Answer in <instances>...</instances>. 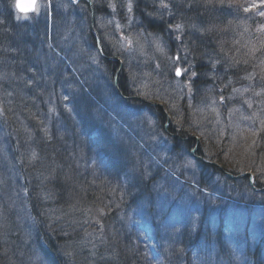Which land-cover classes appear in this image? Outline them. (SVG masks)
Instances as JSON below:
<instances>
[{"label": "bare ground", "instance_id": "obj_1", "mask_svg": "<svg viewBox=\"0 0 264 264\" xmlns=\"http://www.w3.org/2000/svg\"><path fill=\"white\" fill-rule=\"evenodd\" d=\"M258 1L260 4V0ZM261 1L263 4L264 0ZM14 2L26 6L33 3V0H0V32L6 33L15 44L19 38L17 28L25 31V37L31 36L39 40V48L35 53L31 55L16 53L18 65L15 66V69L21 77H28L29 79L34 77L33 75L39 74L41 78H44L52 67L57 71L54 72L53 76H48L47 79V84L53 85L52 90H46L47 94L45 95L29 96L33 103V106L29 107L26 104L15 105L14 101L11 100L10 104L7 103L8 113L0 121V168L8 177L5 186L14 192L20 184L26 187L23 194L14 197L10 205L15 206V209L26 205L32 207L31 201L34 199L32 193L35 190L36 182L29 173L40 164L51 162L50 166L56 165L55 157L52 161L50 158L55 151L54 148H60L62 152L56 158H60L62 163L57 164L59 166H55V170L61 167L62 172L65 165L79 167L78 172H75L76 174L71 172L64 174L67 177L65 189L68 193L82 190L84 192L86 189L92 198L95 197L92 188L98 181L90 182L89 175L94 172L98 165V157L103 151L113 154L116 159L123 160L125 163H132L135 157L142 156V160L153 164V171L146 178L149 190L156 194V208L163 209L162 218L154 216L155 214L149 211L148 213L144 212L139 205L137 208L119 215L118 219V221H128L124 225H127L129 234L134 239V248L138 249L141 255L144 254L147 257L141 260L142 264H167V261L168 264H173L172 257L179 255L182 250V264L195 262V260L198 262L205 261L206 257H209L205 242L186 239L182 241L179 239L181 229L191 231L194 236H197L195 229L203 231L209 229V237L216 236L223 243L233 229H222V218L229 214L243 217L264 211V184L260 182L261 176H263L262 169L259 167L260 164L256 166V163L263 159L260 157L248 158L236 162L235 168L230 166L237 171L227 170L225 169L227 165V157L224 158L225 150L217 149L223 147L221 141H219L220 146L216 140V150L210 147H206L204 150L199 148L203 145V138L206 137L202 133L208 130L204 126L197 128L199 129L197 139L201 138L202 140L199 147L189 146L184 139L179 138L181 134L171 133L172 122L182 121L185 111L194 114L196 111L202 110V108L195 107L204 103L211 110L212 117L217 118L216 126L212 124L214 130L220 131L222 137L231 136L230 149L238 147L240 143L246 141L264 154V124L255 121L257 113L264 115V79L260 80L257 77L249 83L250 87L248 88L244 87L246 84H237L236 90L231 88H228L227 92L218 90L217 97L213 98L211 94H206L204 98L202 97L198 101L186 89L177 85L172 86L169 93L163 90L149 92L140 89L138 85L130 82V79L135 75L134 70L130 69L126 63L119 65L120 61L107 60L103 70H99L96 77L86 78L80 67L88 64V58L93 57L91 55L93 50L98 51L101 44L118 42L117 39L123 46H129L136 36H141V32L138 34L133 27H130L128 34L117 36L114 32L111 37L105 35V32L101 30H89L85 24L88 21L85 19L81 21L83 22L82 25L76 24V21L71 20V16L72 24L70 27V21L65 17L67 15L66 5L61 6L62 11H65L64 14H59L53 10L56 14L51 16L50 26H46L47 22L49 23L48 20L43 22L45 26L38 22V27L37 24L32 23V18L29 17L28 12L25 13L15 7ZM39 2L40 0H35L37 5ZM80 4L84 7L97 6L96 0H82ZM124 18L127 20L134 18V24H141L138 17L133 13L128 12L115 17L116 20ZM58 26L65 27V30H70L72 34L77 36L75 43L70 44L72 40L69 34H67V39L56 36L59 31ZM196 32V28L191 26L188 32L187 29L184 31L183 37L189 36L191 41L196 39V36L204 37L203 34ZM40 33L46 34L47 39L44 42L40 40ZM159 35V32L152 33L149 31L151 48L155 51L158 48L156 40ZM0 37L2 36L0 35ZM169 42L171 43V40ZM201 46L203 47L204 44ZM167 48L172 50L173 47L168 45ZM56 64L57 66H55ZM21 65H25V68H22ZM0 66L2 67L3 64L0 63ZM244 67L250 68L247 64ZM179 68L182 69V67ZM60 72L79 77L80 90L72 94V90L65 89V83L61 81L67 80V78ZM17 76L14 73L11 79L17 78ZM159 76L161 75L159 74ZM161 77L163 78V76ZM122 78L127 80L129 78V82L120 83ZM30 81L33 82L32 79ZM157 83L161 87V81ZM27 90L29 95L33 94L30 86L27 87ZM89 99L94 100L93 103H90ZM95 107L100 108L101 112L88 113ZM153 107L164 112V116L167 118L163 130L153 132L155 138L163 139L161 144L147 140L134 143L133 140L126 138L128 136L126 131L129 130L130 125L137 123L142 117H144L142 121L147 119L151 115V108ZM47 108L56 109L55 113L60 114L62 112V116L48 120L47 117L50 113L44 112ZM170 108L176 111L175 115L169 112ZM67 111L64 122V115ZM74 111L77 112V115L70 120V113L74 115ZM205 117H207L206 114ZM76 123L85 135L86 142L79 138L82 133H78L76 128L70 131ZM146 124L148 125V122ZM146 124H144V128H146ZM208 135H211V132ZM167 141H170L168 146ZM123 142L126 144L124 148ZM21 145L30 148L28 156ZM52 146L53 150L51 149ZM128 155L136 156L132 158ZM224 161L225 163H223ZM244 165H248L249 168L243 169ZM257 176L260 177V180ZM101 177L103 176L99 177V181L104 179ZM246 179L248 180V187L244 183ZM243 192L244 196L242 195ZM226 195L229 198L228 201H234L238 204L236 206L239 207L238 209H221L223 208L221 197H226ZM246 195L253 198L262 195L260 204L256 201L249 204V199H245ZM50 198L49 195L43 197L45 201ZM71 198L73 201L81 199L74 194ZM124 199L128 203L139 202L137 198ZM177 199L180 203L172 204V200ZM116 200V195L109 194L100 195L91 201L84 199L83 201L86 203H94L95 209L92 211L86 209V213L78 215L77 223L73 225V228H70V231L61 222L55 225L56 227H53L54 225L45 226L43 228L45 231L39 233L37 237L35 236L34 242L48 237L49 243L31 246V255L27 258L26 264H60L64 258L71 257L66 253L67 245L61 243L62 246H58L60 243L58 240L64 239L69 233L70 235L73 234V237L84 236L89 238L85 234L94 223L97 225V229H100L101 216L105 213L97 216L93 214L101 213L103 209H115ZM157 223L163 225V230L159 235L156 234L159 230ZM57 227L59 230L54 231V228ZM221 230H223V235L220 233ZM154 239L170 240L172 244L159 245L153 242ZM114 246L110 245L107 248L112 251ZM102 247L104 248V245ZM235 247L245 250V256L252 250L243 243L231 242L230 250H226V252L229 254L231 249ZM254 249L256 252L263 251L264 241H256ZM101 250L99 254L106 252ZM215 251L218 259H220L223 249L216 248ZM226 252L224 251V253ZM49 254H53V257H50ZM75 258L96 260L90 254L82 255L80 252H77ZM103 259L99 264H116V262L109 260V256ZM256 259L260 260V264H264V259L258 258L257 255L252 257V260Z\"/></svg>", "mask_w": 264, "mask_h": 264}, {"label": "trees", "instance_id": "obj_2", "mask_svg": "<svg viewBox=\"0 0 264 264\" xmlns=\"http://www.w3.org/2000/svg\"><path fill=\"white\" fill-rule=\"evenodd\" d=\"M132 1L134 2V8L136 7V10H134V8H132L131 10L129 9V13H133L136 17L140 15L144 20L145 18H149V13L146 11V0ZM251 1L252 0H235L233 2L230 0H224L219 4V6H221L220 8L217 5V0H172V2L164 3V5H166L170 9L176 8L177 13H193L189 18L182 17L186 20L182 23L184 30L179 33L173 25V23H175L176 17H172L170 22L163 23V26L166 29L168 27L167 24H172V27L175 29H173L172 31L171 26H169L170 28L168 30V34L170 36L169 40H171V43L168 40V44L173 47L171 51H180L182 54V57H180L179 66L182 67V70L185 74L182 77L184 78V84H182V86L180 87L186 89L187 92L191 94L196 100L200 101V99H202V97L204 98L206 94H211L213 98L217 97L218 90H220V92H227V90H229L228 88L234 89V85L237 84H246L244 87L248 88L250 87V84L247 83L248 79H250L251 82L254 79H257V77L260 80L264 79V39L262 38V36L258 35L256 36V38L253 36H246L245 32H248V30H250V26L248 25L244 17H238L228 28L223 27L224 19H226L229 14H242L243 11L246 10L247 5H252L253 2L251 3ZM96 2L97 6L94 8L95 13H98L100 0H96ZM117 3L119 7V2L117 1ZM256 3L259 4V2ZM138 11H140L141 13H138ZM84 12L89 16L90 19V8L85 7ZM86 17L87 16L84 15L85 20ZM114 17H116V15H114ZM221 17L224 19H222ZM218 23H220L223 31L221 29H218L219 27L216 26L218 25ZM191 26H194L196 28V31L200 34H203L204 37H202L201 35L196 36L197 38L192 40L190 45H187L186 41L189 40L190 37H183V33L186 29L188 32ZM146 27L148 28V26ZM202 29H206L207 34H204ZM244 29H247V31L244 32ZM150 31L152 33H161V31H155L154 29ZM175 34L180 39L183 37V39L180 40L179 38L175 37ZM0 35L2 36L0 37V63L3 64L1 68H3L5 70L4 72L6 73V79L0 85V94L9 96L8 100H10L11 98V100L14 101L15 105L26 104L27 107L33 106V103L31 102L29 96L37 94H39L40 96L45 95L47 94L46 90H52L53 87L47 84L48 77L44 76V78H41L39 73V75H33L34 77H31L30 79L28 77H21L15 69V66L18 65V58L16 57V53L21 52L25 55H31L35 53L39 48V40L34 39L31 36L25 37L24 34V38L21 39L19 37L15 44L12 38H10L6 33L0 32ZM233 35L237 36L236 43H230L228 41L229 37ZM40 37L44 39L46 37V34L44 35V33H40ZM181 42L183 43V46ZM111 44V42H108L106 45L102 44V53L95 50L97 62H99L103 66L106 64L107 60L111 61L114 57H118V59L120 60L119 57H121V55H117L116 53H114L117 51L111 48ZM201 44H204V46L202 47ZM113 62L116 61L114 60ZM12 63L16 64L13 65ZM245 64L249 65L250 68H245ZM24 66L25 65H21L22 68H25ZM100 67L102 69V66ZM144 67L145 69H148V66ZM90 70H93V68L90 67ZM14 73L18 76L17 78L11 79V76ZM165 74L166 73L164 71L162 75ZM253 75H255V77H253ZM31 79L33 80L32 83L30 81ZM74 80L76 81V91H74V93H76L80 90L81 87V84L79 85L80 78L78 80L77 78H75ZM128 80L122 78V81H120V83H128ZM65 82L68 83L69 80H65ZM68 84L70 85V82ZM28 86H30L33 90L32 95L28 94ZM68 89L70 90V88ZM235 89H237V87H235ZM93 101L94 100L89 99L90 103H93ZM44 112L49 113L50 108H47ZM100 112L101 110L98 107L92 108L90 111H88V113L90 114ZM169 112L173 115L176 114V111H173L171 108ZM67 113L68 111L66 112V115H64V122L66 121ZM51 114H55V112ZM150 114L151 116H153V118L157 119L160 127L164 128V124L167 121V118L164 116L165 113L158 110L156 107H153L151 108ZM184 114L182 121L171 123V133L176 135L181 134V137L179 136V138H188V142L186 141V143L189 144V146H196V142L194 140H191L192 135H194V133H198L199 129H197V127L201 128L202 126H204L205 129L208 130L202 133V135L206 137L203 138V145L199 148L201 150H204L206 147H210L213 150H216V140H218L217 142L219 144V141H221L223 143V147L220 144L221 149H217L225 150L224 158H226L225 154H228V151L230 150L229 147L232 143L231 136L222 137L220 131L216 129L214 130V127L212 125L213 123H208L206 125L204 121L206 117L202 112L196 111L194 114H189L187 111H185ZM75 115H77V112L75 111L74 115L70 114V120ZM211 118L214 117H210L209 119L206 118V120L209 121ZM255 121L264 124V115H260L259 113H257V118ZM214 122L217 123V118H215ZM214 126H216V124H214ZM72 127L73 128H71L70 131L76 128V131L78 133H82L78 123H76ZM209 132H211V135H208ZM81 135L82 136H79V138L85 141V135L83 133ZM243 141L244 139L242 137V142ZM243 143H240L239 145L242 146ZM125 145L126 144L124 143L123 148ZM21 146L25 147L24 145ZM51 149L53 150V146L51 147ZM54 150L55 151L50 159L52 161V159L55 157L56 165L50 166L51 162L40 164L36 166L32 172L29 173V175H31L36 182L35 190L32 193V196L34 197V199L31 201L32 207L26 205L17 208L38 209L36 215L22 217V219H19L20 217L14 219L12 215L7 216L9 225L7 226L4 233L0 235V237L2 238L3 242H5L4 246L6 248V251H10V253L8 254L12 255L13 261L9 259L7 260L4 256H0V264H26L27 258L31 255V246L36 244L49 243V238H46L45 236V238H43L41 241L34 242L35 236L37 237V235L41 233V231H45L43 230L45 226L54 225L53 227H56L55 225L61 222L65 226H67L70 231V228H73V225L77 223V220L72 221L71 219L78 217L79 214H84V209H95L94 203H86L83 200L85 199L91 201V199L104 194L117 196V206L115 209H103L101 213L93 214L100 215L102 213H105L101 216V225L103 226L99 225L104 235L98 237L94 236L93 234L89 236V238H86L84 236L73 237V234L70 235L69 233V235L64 239L58 240V242H60L58 243V246H62L61 243L67 245L68 250L66 251V253L67 255H70L72 257L70 258L72 262L71 264H99L101 260L103 261V258H107V256H109V260H111L112 262H116V264H142L141 260L147 257L144 254L141 255L138 249L129 247L128 244V237H126V231L128 230V228L127 225H124L125 222L128 221H118V219L119 215L125 214V211H128L130 209H135L139 205L141 207L140 209H143L144 212L148 213L149 211L151 213H154V216L162 218L161 216H163V209L156 208V194L149 190L148 180L146 178L147 176L151 175L153 171V164L147 162L146 160H142V156L135 157L136 155H128L132 158L135 157V160L132 161V163H125L123 160L116 159L113 154L111 155L110 153H105L103 151L98 157V165L96 166L94 172L89 175L90 182L98 181V183L95 184V187L92 188L93 196H95L92 198L90 194L87 193L86 189L84 191L85 193L83 192V190L74 193L67 192L64 187L67 183V177L64 174H68L70 172L76 174L75 172H78L79 167H77L76 165H65V167L62 168V172L61 167L58 168V170H55V166L58 167L59 165L57 164L62 163L60 158H56V156L62 151L60 148H54ZM259 153L260 155H257V157H260L262 155L260 150ZM259 164L261 165L259 167L262 169V180L259 179V176L257 177L258 180H260V182L264 184V159L261 160ZM248 168V165H244L243 167V169ZM225 169L234 170L230 167H226ZM100 176L104 177L102 181L98 180ZM0 181L2 183L0 186V198H9L8 202H6L4 206H7V209H15L16 207L10 205V203L13 202L14 197L22 195L26 187L20 184L18 185L15 192L14 190L8 189V187L5 186V183L8 181V177L2 168H0ZM244 183L246 187L249 186L247 179L244 181ZM19 190H21L20 192L22 193L18 192ZM95 193L98 196L94 195ZM73 194L80 197L81 199L73 201L71 198ZM44 195H49L51 196V198L45 201L43 199ZM124 198H137L139 202L128 203L125 202ZM4 206H2V208L0 209H4ZM26 219L28 221H25ZM3 223H6V221H3ZM29 225H32L37 229L35 235H33L32 233H25V230H29ZM158 227L159 230L156 234L159 235L161 230H163V225L158 224ZM56 230H59V227L54 228V231ZM91 230L96 231V229L94 228H91ZM183 231L186 232L185 234H187L188 239L183 236ZM209 232V229L205 231H197V240L205 242V248L209 254V257H206L205 261L198 262L195 260V262H191L188 264H230L228 260L230 259V253L228 254L226 252V250H230L229 245L224 242L222 243V241L216 236L206 237ZM190 234V231L180 230L179 239H181L182 241L183 239L190 241ZM102 240H105L104 244L103 242H100ZM153 242L159 245L172 244V241L164 239H154ZM101 244L102 246L104 245L103 251L106 252H101L99 254V252L102 251L100 249ZM110 245H115L112 251L107 248V246ZM216 248L223 249V254L220 259H218V256L215 254ZM0 249H4L3 244H0ZM224 251L226 253H224ZM231 251L232 253L244 256L246 254L245 250H241L239 248L231 249ZM77 252H80L82 255L90 254V256L94 257V259L96 260H79L80 258H75L77 257ZM182 252L183 250L179 255L177 254L172 257L173 264L183 263V254H181ZM261 252L263 259L264 252ZM251 254L254 256L257 255L258 258L260 257V252H252ZM249 256L250 253H248L246 257Z\"/></svg>", "mask_w": 264, "mask_h": 264}, {"label": "rangeland", "instance_id": "obj_3", "mask_svg": "<svg viewBox=\"0 0 264 264\" xmlns=\"http://www.w3.org/2000/svg\"><path fill=\"white\" fill-rule=\"evenodd\" d=\"M80 1L82 0H43V1L40 0L38 4L39 5L38 11H35L33 14H30L29 17L32 18V23H36L39 26L38 22H40L43 25L44 21L51 20V16L56 14L54 13L53 10H55L59 14H64L65 11H62L61 6L66 5L65 10L67 11V15L65 17L70 21V27H71L72 21H76V24L82 25L83 22L81 21L84 19V15L87 16L86 20L88 22H85V24L89 30H92V31L101 30L105 32L104 33L105 35H108L111 37L114 32H116L114 34H117V36L126 35L130 32V27H133L134 30L138 34L141 32V36H136L132 44L130 43L129 46H123L120 43L119 39H117L118 42L113 41L114 43L111 44V48L117 51L114 53H116L117 55L118 54L121 55V57H119L120 60L118 59V57H114L113 60L120 61L119 65H123L126 63L130 69L134 70L135 75L130 79V82L135 83L136 85H138L140 89L145 90V91L157 92V91L163 90V91H166L167 93L170 92L169 90H171L172 86H175V85L182 86V84H184V78L182 77L184 76L185 73L182 69L179 68L181 67L179 66V62H180V57H182V54L180 51L174 52L167 48L169 45L168 40L170 38L168 34V30H169L168 27L171 26L172 31L174 28L172 27V24H169V25L167 24L168 27L165 29L163 26V23L170 22L172 17H176L175 23L173 22L172 23L175 29H177L179 33L184 30L182 23L185 22L186 20V19H183L182 17L189 18L193 13L192 14H188L186 12H184L183 14L182 12L177 13L176 8L170 9L166 5H164V3L172 2V0H146L145 1V4L147 2L146 11L149 13V18L147 19L145 18L144 20L142 16L138 15V20L141 22V24L137 25L133 23L134 18H132L131 20H127L125 18L116 20L114 17V15L121 16L125 13H128L132 8H134V2L132 0H100L99 2L100 6L98 7V13H95L94 7L88 6L91 11V16H90L91 20L89 19V16L84 12L85 7L83 5L79 4V5H76L75 7L73 6V4L79 3ZM117 1L119 2V7H118ZM223 1L224 0H217V5L219 8L221 7L219 6V4L222 3ZM230 1L234 2L235 0H230ZM256 2H259V1L252 0L251 1L252 5L251 6L247 5L246 10H244L242 14L231 13L226 17V19L221 17L222 19H224L223 27L228 28L232 25V23L238 17H244L248 25L250 26V30H248V32H245L247 31V29H244L246 36H253L256 38V36L261 35L262 38L264 39V3L262 4L261 0H260V4ZM134 10H136V7L134 8ZM141 12L138 11V13H141ZM70 16H71L72 21L70 20ZM180 16H181V19H180ZM146 26H148V28ZM216 26L219 27L218 29H221L223 31V29L220 26V23H218V25ZM153 29L155 31H161L158 39L156 40L158 44V48H156V51L151 48L150 36L148 32ZM58 30L59 31L56 33V36L64 37L65 39H67V34H69L70 39L72 40V43L70 44L75 43L77 36L72 34L70 30H65V27H59V26H58ZM202 31L204 34H207L206 29H202ZM175 37H177L176 34H175ZM46 39L47 37H45L42 42H44V40ZM228 41L230 43H236L237 36L233 35L229 37ZM186 42H187V45H190L191 40L190 41L187 40ZM181 44L183 46L182 42ZM95 52L96 51L94 50L91 52V55H93L94 58L89 57L87 60L88 64L82 65L80 67L84 71L86 78H89L90 76L96 77L99 70H103L104 68L103 65L97 62V57H96ZM55 66H57V64ZM100 66H102V69ZM144 66H148V69H145ZM90 67L93 68V70H90ZM178 70H179V74H177ZM4 71L5 70L1 68L0 66V85L6 79V73ZM56 71L57 69L52 67V69L47 72L46 76L47 77L50 75L53 76L55 74L54 72ZM164 71L166 75H162ZM67 73L69 74V72ZM158 73L162 75L163 78L159 76ZM61 75L66 76L67 80H69L70 82V85H69L68 84L69 82L67 83L65 82V80L61 81L65 83L64 88L68 89L70 86V90H72V94H74V91H76L75 89L76 81L74 79L77 78V76H74L72 74H70L69 76L64 73H61ZM78 79L79 77L77 78V80ZM159 81H161V87H159L160 84L157 83ZM247 82L249 84L251 83V80L248 79ZM51 86L53 87V85ZM235 87L236 85H234V90H236ZM8 99H9V96L0 94V121L4 119L5 115L8 113L6 108L8 105L7 103L11 102V98H10V101H8ZM197 108H202V110L204 109V111H199V112L206 114L207 115L206 118L209 119L210 117L213 116L211 110L206 104L201 103ZM55 110L56 109L54 108L53 109L50 108V112H49L50 114H48V117H47L48 120H52V119L62 116V112H60V114L58 112H56L55 114H51L55 112ZM206 118L204 120L206 125L210 122L215 124L214 120L216 117L211 118L209 121H207ZM143 119L144 117H142L137 123L131 124L129 130L127 131L123 128L128 134L126 138H129L135 142H139V141L141 142V140L142 141L147 140V141L155 142L156 144L160 143L161 140L163 139L160 140L158 137L155 138L153 135V132H159L163 130V128L160 127L157 119L153 118V116L151 115L144 121H142ZM146 122H148V125L146 124ZM144 124H146V128L143 127ZM187 129H191V128H187ZM198 136L199 135L194 133L191 139V140L194 139L197 147H199L200 144L202 143V140L200 137H199L200 138L199 140L197 139ZM184 140L188 142V138H184ZM169 142L170 141H167V146L169 145ZM22 149L27 152V156H28L30 148L23 147ZM257 155H260L258 148L244 141L242 146H238V147L236 146L230 149L228 151V154H225V156L227 157L226 164L228 165V166L226 165V167L232 166L233 168H235L236 162H240L248 158H252V157L258 158ZM260 158L264 159L263 153L260 156ZM223 163H225V161ZM259 163L260 162L256 163V166ZM212 180L214 181V179ZM1 184L2 183L0 181V186ZM40 189H41V185H40ZM20 191L21 190H19L18 192ZM243 194L244 192L242 193V195ZM261 196L260 197L256 196L253 198L252 196L246 195L245 199H249L248 200L249 204L251 202L253 203L254 201L259 203L262 198ZM228 199L229 198L227 197V195L226 197L225 196L221 197V203L223 204V208L221 209H238L239 208V207H236L238 205L236 202L232 201L233 202L232 203L231 201H228ZM8 200L9 198L7 197H1L0 198V201H1L0 208H2V206H4L6 202H8ZM169 202H171V199H169ZM173 203L174 204L180 203V201L178 199L172 200V204ZM254 209H257V208L254 207ZM37 211L38 209L37 210L36 209H7V206H4V209H0V235L4 233L7 226L9 225L7 216L12 215L14 219L19 218V217H29V216L36 215ZM90 211L92 210L90 209ZM83 212L86 213V209H84ZM262 213H264V211H260L254 215L243 216L245 222H250L253 225V228L255 231L248 230L245 232V234L250 240L254 241L255 244H256V241H264V233H263L264 220L261 218ZM95 216L97 215L95 214ZM228 216L233 218L232 221L234 220L236 221L234 214H231V215L229 214ZM71 220L76 221L78 220V217L73 218ZM3 221H6V223H3ZM91 228L96 229V231L91 230ZM28 229L29 230H25L26 234H30V233H32L33 235L36 234L37 229L34 226L29 225ZM234 232L236 235L240 236L241 228L236 229ZM185 233L186 232L183 231V236L186 239H188V236ZM93 234L94 236H98V237H101V235H104L102 230L97 229V225L95 223L93 224V226L89 228L88 232L85 235L91 236ZM126 235L128 237L129 247L134 248L135 242H134V239L129 234L128 230L126 231ZM104 241L105 240H102L100 242L101 243L103 242L104 244ZM4 243L5 242H3L2 238L0 237V244H3V248H4L3 250L0 249V256H4L7 260L9 259L13 261L12 255L8 254L10 253V251H6ZM100 246H101L100 248L103 249L102 244ZM49 256L53 257L52 254H49ZM70 258L71 257L64 258L60 262V264H71L72 262Z\"/></svg>", "mask_w": 264, "mask_h": 264}, {"label": "snow or ice", "instance_id": "obj_4", "mask_svg": "<svg viewBox=\"0 0 264 264\" xmlns=\"http://www.w3.org/2000/svg\"><path fill=\"white\" fill-rule=\"evenodd\" d=\"M17 8H19L23 12H28V11H38L37 4L35 3V0H33V3L29 5H17ZM177 74H179V70L177 71Z\"/></svg>", "mask_w": 264, "mask_h": 264}, {"label": "water", "instance_id": "obj_5", "mask_svg": "<svg viewBox=\"0 0 264 264\" xmlns=\"http://www.w3.org/2000/svg\"><path fill=\"white\" fill-rule=\"evenodd\" d=\"M18 5V4H17ZM31 12H33V11H28V13H31Z\"/></svg>", "mask_w": 264, "mask_h": 264}, {"label": "clouds", "instance_id": "obj_6", "mask_svg": "<svg viewBox=\"0 0 264 264\" xmlns=\"http://www.w3.org/2000/svg\"><path fill=\"white\" fill-rule=\"evenodd\" d=\"M37 7L39 8V5H37Z\"/></svg>", "mask_w": 264, "mask_h": 264}]
</instances>
